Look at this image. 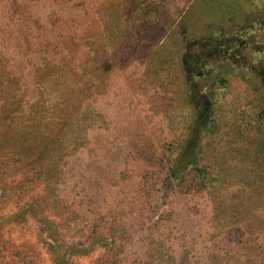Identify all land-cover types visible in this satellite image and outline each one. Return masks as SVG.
Listing matches in <instances>:
<instances>
[{"label": "rangeland", "instance_id": "1", "mask_svg": "<svg viewBox=\"0 0 264 264\" xmlns=\"http://www.w3.org/2000/svg\"><path fill=\"white\" fill-rule=\"evenodd\" d=\"M0 264H264V0H0Z\"/></svg>", "mask_w": 264, "mask_h": 264}, {"label": "crops", "instance_id": "2", "mask_svg": "<svg viewBox=\"0 0 264 264\" xmlns=\"http://www.w3.org/2000/svg\"><path fill=\"white\" fill-rule=\"evenodd\" d=\"M229 4H230V3H227V4H225V6H230V5L234 6L233 4H230V5H229Z\"/></svg>", "mask_w": 264, "mask_h": 264}]
</instances>
